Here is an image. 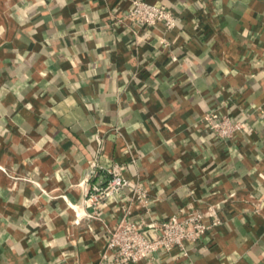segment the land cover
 Wrapping results in <instances>:
<instances>
[{
  "label": "crops",
  "instance_id": "obj_1",
  "mask_svg": "<svg viewBox=\"0 0 264 264\" xmlns=\"http://www.w3.org/2000/svg\"><path fill=\"white\" fill-rule=\"evenodd\" d=\"M146 1L176 26L120 19L129 0H0V264L100 260L126 190L103 222L75 223L61 195L79 200L93 159L143 181L157 218L235 192L186 255L157 264H264V0ZM218 113L242 130L218 138Z\"/></svg>",
  "mask_w": 264,
  "mask_h": 264
},
{
  "label": "built area",
  "instance_id": "obj_2",
  "mask_svg": "<svg viewBox=\"0 0 264 264\" xmlns=\"http://www.w3.org/2000/svg\"><path fill=\"white\" fill-rule=\"evenodd\" d=\"M122 20L131 21L139 26L149 28L162 23L165 30L174 28L177 24V14L170 8L146 0H129V5L123 12ZM160 43L169 45L170 41L159 37ZM176 59V55H172ZM206 126L220 139L234 137L242 130V122L226 113L206 114ZM100 140V139H99ZM91 171L78 182L84 187L82 210L76 211L66 194L62 197L74 211V222L81 218H97L102 220V203L110 196L119 195L126 190L122 200L121 213L113 225L103 222L105 228V246L100 260L96 264H129L144 260L146 264H157V258L178 247L183 255L187 254L190 245L197 244L206 232L221 222L219 211L223 203L235 195L234 191L227 193L221 200L207 204L205 208H181L179 212L161 218L154 216L151 209L149 188L139 180H130L123 175V165L117 162L105 167L96 159L90 160ZM99 169L108 173L102 183H91ZM258 210L262 201L254 202ZM142 208L140 214H133L132 206Z\"/></svg>",
  "mask_w": 264,
  "mask_h": 264
},
{
  "label": "water",
  "instance_id": "obj_3",
  "mask_svg": "<svg viewBox=\"0 0 264 264\" xmlns=\"http://www.w3.org/2000/svg\"><path fill=\"white\" fill-rule=\"evenodd\" d=\"M92 169V163L91 165H89L87 168H86V174H88ZM83 179V178H82ZM81 179V180H82ZM80 180V181H81ZM79 181V182H80ZM82 186V184H79ZM82 199H83V195L79 198V200L77 202H75L74 204H72V207L76 210V211H81L82 210Z\"/></svg>",
  "mask_w": 264,
  "mask_h": 264
}]
</instances>
